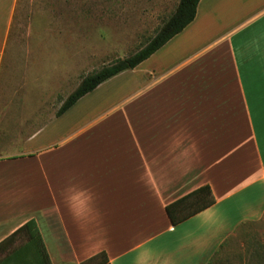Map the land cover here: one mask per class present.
Instances as JSON below:
<instances>
[{
	"label": "crops",
	"instance_id": "crops-1",
	"mask_svg": "<svg viewBox=\"0 0 264 264\" xmlns=\"http://www.w3.org/2000/svg\"><path fill=\"white\" fill-rule=\"evenodd\" d=\"M236 1L200 0L180 33L79 100L134 78L83 126L65 121L78 101L19 142L0 129V242L34 218L52 264L101 251L208 264L264 217V0L248 14ZM16 3L0 0V66ZM204 185L215 203L174 225L166 206Z\"/></svg>",
	"mask_w": 264,
	"mask_h": 264
},
{
	"label": "rangeland",
	"instance_id": "rangeland-1",
	"mask_svg": "<svg viewBox=\"0 0 264 264\" xmlns=\"http://www.w3.org/2000/svg\"><path fill=\"white\" fill-rule=\"evenodd\" d=\"M179 1L17 0L0 66L1 131L19 142L41 128L83 76L135 52ZM262 5L237 0L232 12L248 14ZM133 83L126 77L110 82L79 101L65 121L83 126L111 99L129 96L122 89ZM258 138L264 152V130ZM208 264H264V217L242 224Z\"/></svg>",
	"mask_w": 264,
	"mask_h": 264
},
{
	"label": "trees",
	"instance_id": "trees-1",
	"mask_svg": "<svg viewBox=\"0 0 264 264\" xmlns=\"http://www.w3.org/2000/svg\"><path fill=\"white\" fill-rule=\"evenodd\" d=\"M200 0H180L174 12L159 27L153 37L135 52L117 58L92 73L82 77L78 86L62 102L56 112L61 116L82 97L110 78L137 67L153 53L180 33L196 17ZM215 203L209 185L201 186L166 206L174 225ZM0 264H52L36 219L31 218L0 242ZM80 264H110L105 251L85 259Z\"/></svg>",
	"mask_w": 264,
	"mask_h": 264
}]
</instances>
